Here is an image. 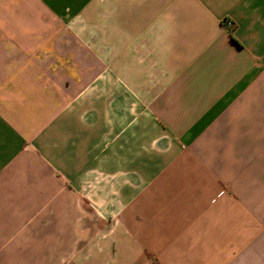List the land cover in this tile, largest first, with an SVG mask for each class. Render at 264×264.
<instances>
[{
    "label": "crops",
    "instance_id": "obj_1",
    "mask_svg": "<svg viewBox=\"0 0 264 264\" xmlns=\"http://www.w3.org/2000/svg\"><path fill=\"white\" fill-rule=\"evenodd\" d=\"M0 264H264V0H0Z\"/></svg>",
    "mask_w": 264,
    "mask_h": 264
},
{
    "label": "built area",
    "instance_id": "obj_2",
    "mask_svg": "<svg viewBox=\"0 0 264 264\" xmlns=\"http://www.w3.org/2000/svg\"><path fill=\"white\" fill-rule=\"evenodd\" d=\"M230 26V24H228Z\"/></svg>",
    "mask_w": 264,
    "mask_h": 264
}]
</instances>
